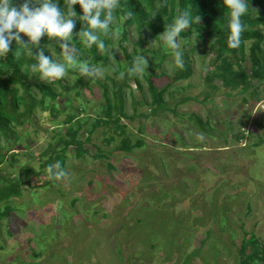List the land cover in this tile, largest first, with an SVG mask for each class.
Returning a JSON list of instances; mask_svg holds the SVG:
<instances>
[{"label":"rangeland","instance_id":"374dc122","mask_svg":"<svg viewBox=\"0 0 264 264\" xmlns=\"http://www.w3.org/2000/svg\"><path fill=\"white\" fill-rule=\"evenodd\" d=\"M120 24L116 19L109 30L119 62ZM73 38L85 45L82 37ZM136 38L130 28L123 46L132 60L148 59L147 74H136L141 90L131 83V92L124 91V114L132 115L133 100L145 103L135 106L134 119L120 123L131 143L140 140L142 146L128 153L114 151L119 139L104 143L109 134L98 127L83 145L85 155L76 157L72 147L65 151L63 169L69 180L49 182L47 171L28 176L20 196L0 205V211L12 209L0 220V264H182L186 256V264H238L243 231L264 242V145H254L264 132V92L257 103L249 98L243 103L242 95L221 88L217 81L212 83L217 89L208 90L202 82L210 70L206 41L178 39L190 61L191 76L167 86L163 94L167 110L149 115L144 79L149 68L160 62L150 78L160 88L170 83L178 67L162 38L158 42ZM58 46L53 40L45 49L66 65L65 87H52L58 95L52 103L59 111L53 116L37 106L24 125L14 127L10 140L0 139V153L7 151L0 164V186L1 177L24 182V166L38 171L39 153L47 144L55 147L58 136H64L66 115L74 116L68 126H80L77 136L84 138L103 103L99 84L105 76L117 79V63L110 57L106 65H93L81 55L79 63L104 69L100 78H85L67 66ZM163 54L169 55L159 60ZM241 65L247 68L248 63ZM73 77L81 81L72 83ZM35 82H46L32 77L25 82L37 99ZM203 93L210 100L203 101ZM184 97L192 99L179 103ZM190 115L205 120L208 132H200ZM96 150L104 158L95 157ZM44 182L49 185L41 186Z\"/></svg>","mask_w":264,"mask_h":264},{"label":"trees","instance_id":"16d2710c","mask_svg":"<svg viewBox=\"0 0 264 264\" xmlns=\"http://www.w3.org/2000/svg\"><path fill=\"white\" fill-rule=\"evenodd\" d=\"M24 2L25 0H13L16 6ZM56 3L62 11L66 12V0H56ZM158 3H164L166 6L157 9L156 5ZM36 6L39 5L35 3V0H30V7ZM249 6H255L256 13L252 10L254 8H250L242 16L241 19L245 25V31L242 33L240 46L233 49L229 47L228 43L231 10L224 4V0H120V7L114 10V16L115 20L119 19L121 21L116 46L121 51L123 59L119 62L113 54L118 67L114 75L118 77L121 72H125V78L123 80L107 76L103 78V83L99 84L103 103L100 105L99 113L94 116L90 130L84 138L80 139L77 136L80 126L75 128L68 126L74 119V116L66 115L63 121L66 126L64 136H58L55 147L52 144H47L44 150L39 153L37 172L26 166L21 168L22 177L25 178L24 182L15 177H10L6 180H3L4 178L1 177L0 205L11 198H18L20 196L22 183L28 185V176L38 177L43 171H46L49 165H53L56 162H60L63 168L65 151L69 147H72V152L76 157L85 155L87 149L83 145L89 142V135L95 128L102 127L104 128V135L109 134L106 138H103L106 144L111 143L116 137L119 139L114 151L128 153L142 146L140 140L131 143L125 131V126L120 123V119L123 118L134 119L136 116L135 106L145 103H139L132 98V115L127 117L124 114V91L131 92V83L136 89L141 90L136 74L128 71L133 67V60L123 46L127 40L130 28L135 31L138 38H148L150 42H158L167 26L173 23L177 16L185 10H189L192 16L199 15L201 17L200 23H193L189 29L181 32L178 39L187 40L194 38L197 42L201 40L206 41L204 55H211V57L209 60L210 70L202 79L203 86L208 90L215 91L217 87L212 83L217 81L221 88L228 91H236L242 95L241 101L243 103L248 101L247 98L257 103L264 92V0H249ZM73 8L77 13V17L83 14L79 5H74ZM128 12H131L132 16L124 20L123 17ZM154 14L155 16L153 17ZM101 18L103 19V16ZM81 29L86 30L87 25L76 19L73 34H77ZM110 30H112V25H110ZM96 31L99 32L100 39L103 40L105 45L112 50L109 39L110 35L105 36L100 30ZM49 42V38L44 36L41 38L38 47H31L29 45L33 56L40 49H43L44 54L48 55L45 47ZM69 43L77 50V61H80V56L83 55L89 60L90 64L106 65L110 57L108 53L101 52L97 44L88 47L76 42L74 38ZM192 49L193 47L189 49V52ZM17 52L20 53L19 56L16 55ZM146 52V50L141 51V54ZM149 53L154 55L156 52L149 51ZM167 55L169 54L161 55L159 60L165 58ZM183 60L184 68L175 70L172 76L169 77L170 83L160 88H157L150 82V78L153 77V71L159 70L160 62L149 68L148 77H144L149 96V115L155 116L159 112L167 110L163 100V94L167 86L177 81L187 80L191 76L190 61L187 54L183 55ZM245 61L248 63L247 68H243L241 65ZM32 63H35L34 57L29 56L27 50L16 45L15 41L12 42L7 57L0 58V139L2 141L10 140L14 135V127L24 125L37 106L40 109L46 108L53 116H56L59 111H57L52 103L58 96L52 87L54 85L65 87V82L62 79L49 84L35 82V86L39 92V97L35 99L30 94L29 87L25 84L31 77L35 80L39 78V73H31L30 71L29 66ZM77 81L80 82L81 77H78ZM107 83H109V86L106 85ZM210 97L208 93H203L202 100L208 101ZM191 99L190 97H184L178 102L184 103ZM169 111L175 114L173 110ZM188 119L194 123V126L200 132H208L205 129V126H207L205 120L202 121L194 115H190ZM254 145H264V132H262L261 137L256 140ZM6 153V150L0 153V164L4 161ZM13 157V154L9 156L10 159ZM95 157L104 158L97 150ZM49 182H44L41 186L49 185ZM11 212L12 209L3 207L0 211V220ZM194 253L192 252L190 255L192 256ZM237 256L238 264H264V242L259 241L252 235L248 236L243 231L242 239L237 247ZM188 257H185L182 264L187 263Z\"/></svg>","mask_w":264,"mask_h":264},{"label":"clouds","instance_id":"9594fccd","mask_svg":"<svg viewBox=\"0 0 264 264\" xmlns=\"http://www.w3.org/2000/svg\"><path fill=\"white\" fill-rule=\"evenodd\" d=\"M35 3L39 6L30 7V0H25L19 6H16L13 0H0V58L7 57L10 46L15 41L16 45L27 50L29 56L34 57L35 63L29 66L30 71L39 73L40 80L49 84L64 79L67 76L65 63L45 55L43 49L33 56L29 47V45L38 47L41 38L47 36L50 41L54 40L59 45L67 66L76 69L80 76L85 78L102 77L104 74L102 67L90 65L87 61L83 63L77 61V50L69 41L73 39L76 19H79L87 25L86 30L81 29L76 34L83 38L82 42L88 47L97 44L101 52L108 53L110 58L115 60L113 50L105 45L96 30H100L105 36H108L110 25L115 22L114 10L120 7V0H66V12L61 10L56 0H35ZM224 4L231 10L228 43L230 48L235 49L240 46L242 33L245 31V25L241 18L250 9L249 0H224ZM74 5H79L82 9L83 14L79 17L73 8ZM163 6L166 5L158 3L156 8L159 9ZM252 10L256 13L255 9ZM131 16L132 13L128 12L123 19L127 20ZM200 20L199 15L192 16L189 10H185L161 34L165 45L173 52L175 65L180 69L184 68V60L183 49L178 42V37L193 23L199 24ZM21 33L28 37L27 42L22 40ZM16 55L19 56L20 53L17 52ZM147 67L148 59L145 56H136L133 60V67L128 71L143 77L144 74H147ZM125 75V72H121L117 79L123 80ZM76 79L77 77H73L72 83ZM202 135L199 134V138H202ZM46 171L49 179L69 180V173L61 167L60 162L49 165Z\"/></svg>","mask_w":264,"mask_h":264}]
</instances>
